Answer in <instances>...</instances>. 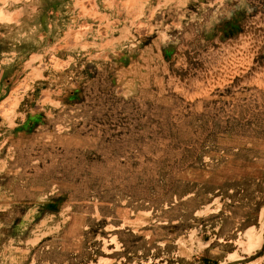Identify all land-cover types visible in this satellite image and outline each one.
I'll return each mask as SVG.
<instances>
[{
    "label": "rangeland",
    "instance_id": "rangeland-1",
    "mask_svg": "<svg viewBox=\"0 0 264 264\" xmlns=\"http://www.w3.org/2000/svg\"><path fill=\"white\" fill-rule=\"evenodd\" d=\"M0 264H264V0H0Z\"/></svg>",
    "mask_w": 264,
    "mask_h": 264
}]
</instances>
